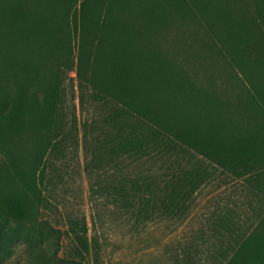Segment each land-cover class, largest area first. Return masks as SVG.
<instances>
[{"label":"trees","instance_id":"trees-1","mask_svg":"<svg viewBox=\"0 0 264 264\" xmlns=\"http://www.w3.org/2000/svg\"><path fill=\"white\" fill-rule=\"evenodd\" d=\"M169 5L205 23L218 18L223 40L240 53L234 67L241 70V80L251 78L256 70L246 76L243 49L247 42L260 47L259 40L264 47V0H169ZM230 6L234 12L225 20L224 8ZM140 10L125 0H0V264H94L95 243L84 215L66 216L71 255L59 252L62 230L45 217L39 219V212L53 207L60 179L55 161L61 163L66 150H77L79 140L86 156L84 172L97 169L102 179L111 172L118 180L98 184V193L119 200L133 219L142 212L180 213L199 184L198 173L167 179L137 171L170 152L172 143L223 165L244 159V153L227 151L216 136L201 133L190 110L166 95L167 81L152 65L151 72L144 69L145 48H136L132 38L146 26L135 27L131 20L138 15L154 27L167 15L162 7ZM70 16L71 32L66 26ZM150 59L161 63L156 54ZM73 68L77 93L68 95L65 80ZM76 98L81 109L91 105V120L78 121ZM8 139L16 140L15 147L25 142L24 154L33 159L25 162L22 155L19 161ZM119 164L133 165V173L120 167L121 175H113ZM182 264H195L189 250Z\"/></svg>","mask_w":264,"mask_h":264},{"label":"rangeland","instance_id":"rangeland-1","mask_svg":"<svg viewBox=\"0 0 264 264\" xmlns=\"http://www.w3.org/2000/svg\"><path fill=\"white\" fill-rule=\"evenodd\" d=\"M125 2L137 13H142L140 8L145 5L162 7V13L165 10L167 20L154 27L138 15L137 19L132 16L135 27L146 26L142 35L132 38L136 48H145L144 69L151 72L152 65L167 81L166 95L190 110L201 133L216 136L227 144V151L244 153V159L234 166L223 165L185 149L181 143H172L170 152L137 166V171L149 170L150 178L162 175L167 179L198 173L194 177L199 184L180 213L142 212L133 219L119 200L115 203L111 195L98 193V184L118 180L111 172L104 174V179L97 169L90 175L84 172L86 156L79 140L77 150L68 149L61 163L55 161V175L60 179L53 207L39 212V219L45 217L62 230L59 252L71 255V240L64 233L66 216L84 215L88 236L95 243L94 264H182L185 250L191 252L195 264H264V47L260 40V47L247 42L244 71L248 78L247 72L256 71L244 82L241 70L234 67L240 53H234L223 40L218 18H206L205 23L184 11L176 12L169 0ZM233 12L231 6L225 7V20ZM66 26L69 32L73 30L72 16ZM73 53L77 55L76 47ZM152 54L160 56L161 63L154 65ZM76 82L73 68L65 80L68 95L73 90L77 93ZM75 102L78 121L91 120V105L81 109L77 98ZM68 104L71 115L72 104ZM4 135L9 133L4 130ZM9 141L10 152L19 161L22 155L25 162L33 159L34 155L24 154L28 150L25 142L18 141L15 147L16 140ZM120 167L128 168L131 174L135 168L119 164L112 174L120 176Z\"/></svg>","mask_w":264,"mask_h":264}]
</instances>
